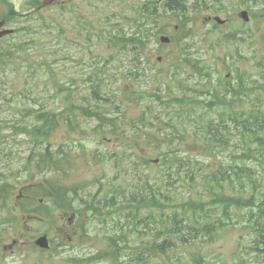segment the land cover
Here are the masks:
<instances>
[{
    "label": "rangeland",
    "instance_id": "374dc122",
    "mask_svg": "<svg viewBox=\"0 0 264 264\" xmlns=\"http://www.w3.org/2000/svg\"><path fill=\"white\" fill-rule=\"evenodd\" d=\"M10 3L18 14L13 13L9 24L17 32L0 41V184L9 183L13 196L0 201V221L20 212L14 201H26L25 187L43 192L48 190L49 179L62 182L67 189L76 186V203L83 204L57 202L63 207L51 208L49 218L28 219L21 234H15L10 226L1 231L0 264H114L103 254L95 256L100 250L108 253L107 241L112 235L120 237L121 243L129 240L117 262L126 264L140 247L131 237L133 221L138 220L132 215L131 209L136 206L131 202L143 190L146 174L152 177L151 184L157 181L163 192L181 199L190 188L188 172L193 169L201 174L213 163L211 154L203 149L208 134L192 131L202 126L195 120L197 115L183 121L187 127H179L182 120L173 112L183 108L156 95L166 100L202 91L204 98L209 93L204 90L206 82L232 73L235 83L237 71L249 76L255 90L264 94L263 0H184V12L167 11L161 0H0V16L10 9ZM143 5L150 12L145 17L139 12ZM245 9L251 15L248 22L240 16ZM215 16L227 23L215 25ZM144 19V36L134 45L128 40ZM162 34L172 38L171 44L161 43ZM181 60L186 65L180 72H173L174 63L178 65ZM203 66L210 71H195ZM194 88L195 92L191 90ZM96 89L101 99L96 98ZM80 107L108 118L118 117L117 124L125 129L127 137L119 129L117 134L112 132L108 124L99 127L95 118L81 114ZM42 108L57 114V128L47 142L56 152H69L65 176L39 171L38 156L32 154L33 150H43L42 137L31 132L36 123L33 114ZM198 112L202 113V122L211 118L220 124L215 111ZM69 116L71 121L67 122ZM142 116L146 126L139 122ZM247 121L242 125L227 121L220 125L223 138L220 132L208 137L222 144L217 160L232 163L239 155L254 165L252 156L244 155L246 142L256 149V157L264 154V144L254 136L264 117ZM71 124L78 129L70 130ZM224 125L234 131L226 133ZM136 126L141 127L139 132ZM137 139H141L140 144ZM148 140L163 141L165 147L178 149L191 161L161 164L165 149L153 152L145 148ZM94 153L100 161H89ZM157 158V164L145 162ZM192 159L198 161L194 166ZM261 173L264 177V171ZM101 184L104 190L98 194ZM116 194V201L104 203ZM142 216L145 223L134 225L140 226L143 238L154 235L158 241L163 239L149 210ZM184 233V241L200 235L190 228ZM42 234L50 238L49 250L34 245L35 238ZM203 239L205 264H264V236L259 237L258 249L251 248L256 245L251 234L240 233L237 228L224 231L214 242ZM15 240L18 242L14 244ZM182 251L178 247L175 253L159 255L147 250L144 254L149 264H191Z\"/></svg>",
    "mask_w": 264,
    "mask_h": 264
},
{
    "label": "trees",
    "instance_id": "16d2710c",
    "mask_svg": "<svg viewBox=\"0 0 264 264\" xmlns=\"http://www.w3.org/2000/svg\"><path fill=\"white\" fill-rule=\"evenodd\" d=\"M164 1L163 5L169 12H184L185 3L184 0H161ZM139 11L142 16L150 14L148 12L149 8L143 5ZM13 13L18 14L13 4L10 3V9L1 15L3 19L12 21ZM145 19L139 23L137 26L136 33L128 40L132 44L135 41L141 39L144 36V26ZM184 26H182V31H184ZM138 35L139 37H134ZM135 45V44H134ZM142 50L145 49L144 46L138 45ZM178 67H183L182 64ZM197 71L209 72L206 69L196 68ZM237 82L232 83L226 77L222 78L217 84L208 85L206 84V91L209 92L204 100H201L199 94L188 95L189 93H183L181 96L172 97L171 99H163L161 95H156L157 99L164 101L166 103L175 102L176 107H181L183 109H178L173 112L174 115L179 118V127H187V124L183 123L186 118L190 116H196L195 120L198 123H202L201 127H196L192 131H200L202 135L205 136L204 140L206 145V153H210L213 159V163L207 171L200 173L190 170L188 172V177L190 179V188L186 196L181 199L176 198V194L172 192H163L158 185L157 181L151 184L152 177L146 174L145 186L143 190L139 191L133 196V201L131 203L135 204V208L131 209L134 218L138 219L133 221V228L135 229L133 238L139 241V251L134 256L133 264H149V258L145 256V252H154L159 255L167 254L173 251L176 252L178 247H182V254L185 258L190 261L191 264H205L204 254L202 249L204 248V239L206 238L207 243L214 242L216 237H218L224 231L230 230V228H237L240 233L251 234L253 240L256 242L255 246L251 248L258 249L259 237L264 236V177L261 171H264V154L261 157H256V149L252 145L247 144L245 156L251 155V160L254 161V165H249L246 163L243 157L236 155L237 159L231 160L232 163H225L226 160H217L220 157V149L222 144H217L213 139L208 137L216 136L217 132H220V125L226 123L227 121H235L242 125L247 123L249 118H254L257 120L260 116L264 117V94H260L255 90L254 84H252L248 76L244 73H236ZM194 92L195 89H191ZM98 89L95 91V96L97 99H101V95ZM252 96V97H251ZM260 103V104H259ZM175 107V108H176ZM81 114L89 118L99 119L100 125L108 124V127L115 132L117 129L121 131L120 134L126 136V131L120 128L117 124V118H106V116L99 113H92L86 110L84 107H80ZM201 110L215 111L217 113V118L220 124H215V120L208 118L206 121L202 122V113L198 112ZM145 114V113H144ZM170 114V112H169ZM144 116V115H143ZM139 119L142 126H146V120ZM57 114L52 111H47L44 108L35 111L33 114V119L35 124L31 128L32 133H36L38 136L42 137L43 145L41 152L32 151V154L38 156L37 168L39 171L43 169L46 171L59 172L64 176L68 174V166L70 161L68 160L69 152L60 151L56 152L48 143V139L51 137V133L57 128L56 123ZM224 118H227L226 122L223 123ZM71 121V117H67V122ZM151 124V123H150ZM177 124V123H176ZM225 126V125H224ZM226 133H232L234 131L233 127L228 128L225 126ZM70 130H77L78 127H74L72 124L69 125ZM141 130L140 126H136V131ZM222 138L224 134H222ZM256 140L260 141V144H264V123L260 128H257L254 132ZM127 137V136H126ZM142 139V138H141ZM141 139H137V143L140 144ZM143 140V139H142ZM214 142V144H213ZM211 145L213 148H211ZM45 146V147H44ZM136 147H138L135 144ZM142 147V145H141ZM150 148V150H157L163 148V160L161 164L167 163H180L184 164L186 161L190 162L191 157L179 155V151L171 146L165 147L163 141H149L145 148ZM241 152V153H242ZM154 155V154H149ZM246 157V158H247ZM105 156L101 158L104 160ZM144 160L143 158H141ZM254 159V160H253ZM90 161H100V156L98 154H92L89 156ZM195 164H197L196 159H192ZM145 162L152 164L154 162L145 159ZM258 162V163H257ZM157 166V165H156ZM191 166V167H192ZM260 167V170L258 169ZM199 182H196V180ZM47 189L43 192L38 190H33L30 187H25L23 192L27 197L26 201H21L17 199L14 201L15 206L20 208V212L15 215H10L7 217V221H0V236L1 231L3 232L8 226L12 227L15 234L21 232V228L28 218L31 217H45L49 218L51 208H61L63 206L59 205L57 202L63 204H68L75 206L80 202L76 203L75 200L77 196L76 186L70 187L68 189L63 187V184H59L57 181L53 183L50 179L46 183ZM117 190H124L121 186H114ZM146 189H149L147 192ZM103 185L99 187V192L103 193ZM13 196V188L9 183L0 184V201L6 200L8 197ZM118 194L112 195L109 199L104 200L111 204L116 201ZM48 198H51V204L48 203ZM43 199V202H41ZM109 200V201H108ZM103 201H98V203ZM81 205L83 203H80ZM89 205H85L88 207ZM14 207L13 211L17 210ZM130 207V206H128ZM94 208H92L93 211ZM149 210L151 217L156 226V231L160 232L164 238L160 241L151 236L146 239V242H142L139 237V228L136 227L134 223L143 224L145 216L142 214ZM77 212V211H75ZM78 213V212H77ZM156 216V218H154ZM158 218V219H157ZM236 219V222H233ZM143 221V222H142ZM147 221V220H146ZM1 224H6V227H1ZM193 230L200 234L195 237V239L189 241L186 240L184 229ZM168 234V236H167ZM182 239V240H181ZM199 240V241H198ZM122 239L117 235H112L109 237L108 242V253L105 256L110 258L111 262L117 264L121 256L124 255L126 247L128 246L129 240L122 242ZM125 246H121V245ZM200 245V248L197 247ZM137 252V251H136ZM102 254V251L98 252ZM99 256V255H98Z\"/></svg>",
    "mask_w": 264,
    "mask_h": 264
},
{
    "label": "water",
    "instance_id": "95a60500",
    "mask_svg": "<svg viewBox=\"0 0 264 264\" xmlns=\"http://www.w3.org/2000/svg\"><path fill=\"white\" fill-rule=\"evenodd\" d=\"M242 17L245 19V20H248L249 17H248V12L244 11L242 12ZM217 21L218 22H222V20L220 18H217ZM5 25V21H1L0 22V38L6 34H9V33H12L13 30L12 29H3L1 30V28ZM169 38L168 37H162V41L163 42H169ZM36 244L39 245L40 247L42 248H48L49 247V242H48V238L47 236H42L40 237L37 241H36Z\"/></svg>",
    "mask_w": 264,
    "mask_h": 264
}]
</instances>
